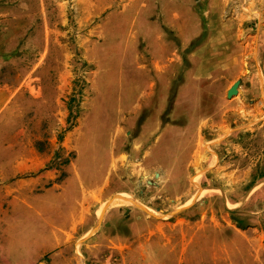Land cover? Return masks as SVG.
<instances>
[{
  "label": "rangeland",
  "instance_id": "1",
  "mask_svg": "<svg viewBox=\"0 0 264 264\" xmlns=\"http://www.w3.org/2000/svg\"><path fill=\"white\" fill-rule=\"evenodd\" d=\"M57 1L50 2L51 28L57 30L64 12L58 27L65 34L60 33L65 55L53 49L34 72L44 71L54 99L49 135L35 137L34 148L56 177L37 189L41 200L31 199L38 210L8 215L4 206L0 264H10L7 258L16 264H178L180 250L169 253L167 239L155 244L159 240L145 232L179 219L209 227L196 235L183 264H264V42L260 55L243 60L241 76L232 81H241L238 94L228 98L224 83L211 80L200 104L199 86L188 74L187 96L167 103L180 87L174 82L168 88L172 44L159 55L166 59L165 73L157 68L154 45L161 23L168 39L177 36L164 21L169 0H161L160 9V0H97L94 19L86 18L84 2L60 0L61 11ZM251 1L229 0L244 16L242 30L264 37V10ZM231 3L227 17L237 14ZM181 11L184 32L199 36L198 17ZM192 64L191 72L199 69L198 60ZM54 84L63 86L62 94ZM8 115L3 110L0 121ZM1 157L10 154L2 149ZM73 163L84 177L91 172L105 192L78 231L66 233L57 229L69 223L58 214L59 192L47 190ZM111 185L123 189L110 195ZM119 195L131 201L110 204Z\"/></svg>",
  "mask_w": 264,
  "mask_h": 264
},
{
  "label": "crops",
  "instance_id": "2",
  "mask_svg": "<svg viewBox=\"0 0 264 264\" xmlns=\"http://www.w3.org/2000/svg\"><path fill=\"white\" fill-rule=\"evenodd\" d=\"M50 2L51 0H16L13 3H0V114L5 109L9 112V115L0 121V217L4 206L8 207L6 212L8 215L23 214L31 209L38 210V207L31 203V199L34 197L33 200H41L42 195L37 194V189L44 188L56 177L51 169L45 168L48 160L43 159L34 148L35 137L43 139V136L49 135L51 103L54 101V99L51 101L47 90L48 81H44V76L41 77L44 71L41 72V76H35L34 72L44 66L53 49L58 50V55L60 50L61 54L65 55L60 33L65 34L58 27L64 23L65 14L61 12V20L57 21V30L52 29L51 13L53 12ZM64 2L57 1L61 11ZM75 2L86 4V18L94 19L98 16L97 0H75ZM155 3L157 8L163 7L160 4L161 0ZM229 3H231L229 0H169L170 10L164 15L166 17L164 21L170 24L171 33H176L177 36H169L168 39L164 32L165 25L161 23L162 28L159 29L154 45V52L158 58L155 59L157 68L165 73L167 66L162 63H165L166 59H162L159 55H162L172 44L169 54L172 69L168 76L171 84L168 88L172 90L174 82H179L180 87L178 92L171 96V98L175 97V100L173 102L168 100L167 103L178 104L180 102L177 100L183 97L182 95H186L183 88L188 85L184 83L188 74L189 77L191 76L190 81L195 80L199 86L197 98L200 104H204L202 100L204 85H212L211 80L215 83L222 81L224 94H227L233 85L232 81L241 76L243 60L249 61L251 57L248 56L253 53L256 58L260 55L259 45L264 42L263 34L253 35L242 30L241 20L244 16L237 13L234 2L231 3V8L234 10V15L237 14L227 17ZM251 4L256 9L264 10V0H252ZM168 5L165 7L167 8ZM143 7L147 8V4L144 3ZM181 8L186 10L188 15L198 17L201 27L199 36L189 37L184 32L186 17ZM200 58L205 59L201 61ZM193 59L198 60L199 69L191 72ZM206 66H210L211 69L207 71ZM56 88L62 94L63 86L58 85ZM2 149L10 154L6 160H2ZM65 171L64 179L59 183H53L47 192L50 190L59 192L61 201L58 214L68 218L69 223L65 228L57 229L71 233L78 231L82 219L91 213L98 195L104 194L105 190L103 185L92 182L91 172H87L88 177H84L77 163L69 165ZM82 178L87 179L88 182L78 187L77 182ZM121 182L125 188L124 179ZM79 188L82 189L81 192ZM122 189L111 185L108 191L110 195H114ZM146 228L147 238L155 236L159 240L154 242L155 244L162 242L161 238L167 239L170 244L169 253L177 254L180 250L178 264H183L185 261L183 259L186 257L185 253L196 235L209 229L208 226L191 225L185 219ZM22 229L21 232L30 230V228ZM39 230L42 231L41 227ZM150 247L153 248L155 245L152 244ZM7 262L16 264L10 258H7ZM160 264H164V260Z\"/></svg>",
  "mask_w": 264,
  "mask_h": 264
},
{
  "label": "bare ground",
  "instance_id": "3",
  "mask_svg": "<svg viewBox=\"0 0 264 264\" xmlns=\"http://www.w3.org/2000/svg\"><path fill=\"white\" fill-rule=\"evenodd\" d=\"M130 201L131 200H130L129 196L119 195V196L115 197V199L110 204H112V205H114V204H120V205H122V203H128Z\"/></svg>",
  "mask_w": 264,
  "mask_h": 264
},
{
  "label": "water",
  "instance_id": "4",
  "mask_svg": "<svg viewBox=\"0 0 264 264\" xmlns=\"http://www.w3.org/2000/svg\"><path fill=\"white\" fill-rule=\"evenodd\" d=\"M240 84H241V81H237L231 86V88L228 90V93H227L228 98H231L232 96L238 94Z\"/></svg>",
  "mask_w": 264,
  "mask_h": 264
}]
</instances>
